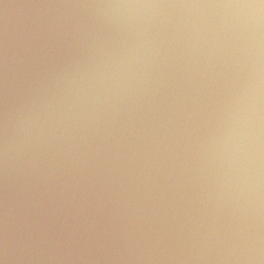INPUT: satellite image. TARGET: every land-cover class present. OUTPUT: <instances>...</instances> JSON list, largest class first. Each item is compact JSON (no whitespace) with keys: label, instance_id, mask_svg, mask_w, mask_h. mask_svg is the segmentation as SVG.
<instances>
[{"label":"clouds","instance_id":"9594fccd","mask_svg":"<svg viewBox=\"0 0 264 264\" xmlns=\"http://www.w3.org/2000/svg\"><path fill=\"white\" fill-rule=\"evenodd\" d=\"M0 4V264H264V0Z\"/></svg>","mask_w":264,"mask_h":264},{"label":"water","instance_id":"95a60500","mask_svg":"<svg viewBox=\"0 0 264 264\" xmlns=\"http://www.w3.org/2000/svg\"><path fill=\"white\" fill-rule=\"evenodd\" d=\"M23 2V0H4V3H9V4H18ZM3 18V5L0 4V20Z\"/></svg>","mask_w":264,"mask_h":264}]
</instances>
